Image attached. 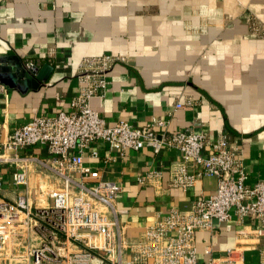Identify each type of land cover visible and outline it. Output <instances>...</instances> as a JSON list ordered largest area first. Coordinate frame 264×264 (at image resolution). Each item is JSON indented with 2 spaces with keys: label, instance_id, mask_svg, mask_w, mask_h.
Wrapping results in <instances>:
<instances>
[{
  "label": "crops",
  "instance_id": "crops-1",
  "mask_svg": "<svg viewBox=\"0 0 264 264\" xmlns=\"http://www.w3.org/2000/svg\"><path fill=\"white\" fill-rule=\"evenodd\" d=\"M250 14L264 20V0H0V123L14 128L35 114L68 109L84 57L123 55L127 61L108 72L104 96L91 102L108 123L161 116L173 127L223 132L241 147L254 184L264 179V37L251 34ZM26 59L35 60L36 74L25 69ZM46 65L53 70H43ZM187 97L193 107L174 110ZM179 158L173 146L120 156L100 141L85 152L87 165L121 184L130 235L171 206L189 208L216 189L210 176L190 189L170 186L169 170ZM148 170L161 171L162 178L139 184L136 177ZM260 226L258 219L238 222L235 215L215 222L212 231L197 233L199 257L223 254L239 231ZM262 249L264 234L245 251L246 264H260Z\"/></svg>",
  "mask_w": 264,
  "mask_h": 264
},
{
  "label": "built area",
  "instance_id": "built-area-1",
  "mask_svg": "<svg viewBox=\"0 0 264 264\" xmlns=\"http://www.w3.org/2000/svg\"><path fill=\"white\" fill-rule=\"evenodd\" d=\"M247 19L251 34L264 37V20L252 14ZM125 61L116 54L86 56L68 109L35 114L14 128L0 123V264H246L245 251L258 245L264 234V179L248 182L237 142L223 132L173 127L161 116L140 124L124 118L110 124L92 107L110 85L108 72ZM24 67L37 73L33 59H26ZM193 105L187 97L174 110ZM99 141L120 156L129 149L150 147L158 154L173 146L180 158L169 170V185L186 190L210 176L217 179L216 189L197 196L189 208L171 206L130 235L123 220L130 209L119 203L121 184L85 163V152ZM34 147L45 155L34 154ZM89 154L97 157L96 150ZM160 178L158 170L136 177L139 184ZM234 215L238 222L258 219L262 226L239 231L236 244L223 254L200 258L197 233L212 231L215 222Z\"/></svg>",
  "mask_w": 264,
  "mask_h": 264
},
{
  "label": "water",
  "instance_id": "water-1",
  "mask_svg": "<svg viewBox=\"0 0 264 264\" xmlns=\"http://www.w3.org/2000/svg\"><path fill=\"white\" fill-rule=\"evenodd\" d=\"M43 70H48V71H52L53 70V66L52 65H46L45 68ZM39 77L42 79V80H46L47 76L46 75H43V74H40Z\"/></svg>",
  "mask_w": 264,
  "mask_h": 264
}]
</instances>
